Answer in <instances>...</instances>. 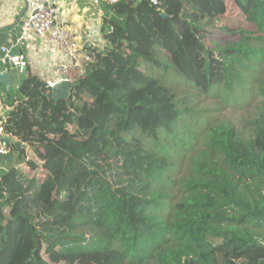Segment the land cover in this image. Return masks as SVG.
Here are the masks:
<instances>
[{
	"label": "trees",
	"instance_id": "obj_1",
	"mask_svg": "<svg viewBox=\"0 0 264 264\" xmlns=\"http://www.w3.org/2000/svg\"><path fill=\"white\" fill-rule=\"evenodd\" d=\"M231 2L259 36L208 43L228 0H120L66 98L26 67L7 97L0 264H264V113L244 140L170 87L181 76L233 102L264 71V0Z\"/></svg>",
	"mask_w": 264,
	"mask_h": 264
},
{
	"label": "crops",
	"instance_id": "obj_2",
	"mask_svg": "<svg viewBox=\"0 0 264 264\" xmlns=\"http://www.w3.org/2000/svg\"><path fill=\"white\" fill-rule=\"evenodd\" d=\"M51 2L57 8L56 23L72 30L77 39L84 43L85 50L97 49L105 46L107 40L104 36V19L113 15L111 5L94 0H0V58L1 47H11L13 52L25 53L28 58L27 69L47 82H56L60 79L57 65L65 60L63 56L42 40L36 37L21 39L22 21L28 12L29 2ZM27 71V70H26ZM6 72L10 83L3 84L0 81V109L9 103L7 97L12 94L13 86L17 93L25 76V69L19 72L17 69L7 67L0 61V73ZM13 139L16 140L14 137ZM12 141V140H11ZM7 156L0 158V167L8 168ZM12 162V158H10Z\"/></svg>",
	"mask_w": 264,
	"mask_h": 264
},
{
	"label": "rangeland",
	"instance_id": "obj_3",
	"mask_svg": "<svg viewBox=\"0 0 264 264\" xmlns=\"http://www.w3.org/2000/svg\"><path fill=\"white\" fill-rule=\"evenodd\" d=\"M228 5V12L219 19L217 25L218 29L213 35H209V40L207 38L208 43H212L213 46L215 45L222 49L228 42L234 41V35L238 37L241 35L243 38L257 37L260 35L259 32L256 31L255 25L249 22L245 16L241 15L239 10L234 9L231 0H228ZM159 57L162 59L164 55H159ZM142 67V69L145 70L146 67H149V63L143 60ZM171 70L172 68H170V71ZM156 74L165 75L163 70L156 71ZM247 76L249 78H247ZM253 77L256 78L252 80L251 74L245 73L243 83L247 82L249 79L254 83H251V86L243 85L242 83L243 86L241 88L243 91L237 94L238 99L233 102L227 101V98L219 97L215 93L206 94L201 92L195 86L186 82V80L181 79V76L170 82V87L174 88L179 93L180 98L189 99L188 107L192 111V114L195 113L198 121L202 118L204 122H208V126L211 127H232L242 139L248 140L252 137L254 131L252 123L258 120L264 113V97L259 96L256 92V83L261 82V79L264 78V71L257 73V75ZM11 90L12 94H18L15 86H13ZM197 120H194V123H196ZM211 127L204 128L203 134L208 133ZM15 142L16 140L12 139V143ZM203 149L204 147H201L199 152L193 154L195 159H200L203 156ZM10 156L11 153L7 156L9 165L11 163ZM187 162L188 161H186L185 164H187ZM185 164L182 170L177 173L178 187L184 184H179L181 178L187 180L190 177V171ZM5 169L6 168L1 169L0 174ZM174 196V202L185 198L182 193H175Z\"/></svg>",
	"mask_w": 264,
	"mask_h": 264
},
{
	"label": "built area",
	"instance_id": "obj_4",
	"mask_svg": "<svg viewBox=\"0 0 264 264\" xmlns=\"http://www.w3.org/2000/svg\"><path fill=\"white\" fill-rule=\"evenodd\" d=\"M95 3L102 1L115 4L120 0H94ZM152 5L158 6L160 0H149ZM28 12L22 21L21 39L36 37L44 41L51 50L59 52L65 60L57 65L60 81H68L76 84L87 75V68L91 63L96 62V44L93 49L86 51L84 43H81L76 34L56 23L57 8L51 2L32 1L28 4ZM113 28H110L112 31ZM2 61L7 67L23 72L28 65V58L25 53H16L11 47H1ZM53 87L55 82H48ZM13 105L7 103L0 109V158L11 153L12 135L5 131V123L10 117ZM3 169L0 167V170Z\"/></svg>",
	"mask_w": 264,
	"mask_h": 264
},
{
	"label": "water",
	"instance_id": "obj_5",
	"mask_svg": "<svg viewBox=\"0 0 264 264\" xmlns=\"http://www.w3.org/2000/svg\"><path fill=\"white\" fill-rule=\"evenodd\" d=\"M0 81L6 85L10 83L9 77L6 72L0 73ZM75 85L76 84L68 81H56L52 87V96L54 100L60 101L66 98Z\"/></svg>",
	"mask_w": 264,
	"mask_h": 264
}]
</instances>
